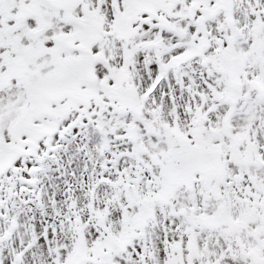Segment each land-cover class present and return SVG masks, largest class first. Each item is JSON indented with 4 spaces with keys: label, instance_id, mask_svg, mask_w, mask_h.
Returning a JSON list of instances; mask_svg holds the SVG:
<instances>
[{
    "label": "snow or ice",
    "instance_id": "obj_1",
    "mask_svg": "<svg viewBox=\"0 0 264 264\" xmlns=\"http://www.w3.org/2000/svg\"><path fill=\"white\" fill-rule=\"evenodd\" d=\"M0 264H264V0H0Z\"/></svg>",
    "mask_w": 264,
    "mask_h": 264
}]
</instances>
